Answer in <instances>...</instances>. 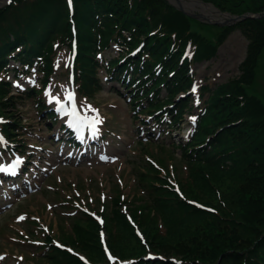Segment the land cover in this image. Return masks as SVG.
<instances>
[{
	"label": "trees",
	"instance_id": "16d2710c",
	"mask_svg": "<svg viewBox=\"0 0 264 264\" xmlns=\"http://www.w3.org/2000/svg\"><path fill=\"white\" fill-rule=\"evenodd\" d=\"M202 1H211L220 11L237 17L261 16L246 18L235 26H208L216 33L208 39L192 28L190 17L165 0H72L71 6L68 0H12L0 8V75L13 72L16 79L36 68L42 84L47 85L55 50L62 45L70 48L76 41L71 74L81 95L91 97L102 89L98 76L103 69L106 80L129 94L134 111L153 116L164 107L169 128L174 129L192 108L188 97L177 96L189 90L193 66L214 58L234 29L248 42L240 75L210 91L213 93L200 109L188 142L176 147L181 160L191 167L189 180L179 182L182 194L174 191L168 175L160 176L148 163L143 173H135L138 188H146L148 205L135 207L132 217L147 228L152 224L148 214L159 216L165 235L160 236L156 228L158 238L152 237V244L164 243L160 245L162 252L176 260L128 256L127 240H136L143 252L144 247L119 211L123 195L117 192L113 199L105 225L108 241L113 250H120L118 257L138 259L133 264H264V104L247 93L255 85L258 68L262 69L264 0H234L232 7L216 0ZM112 45L118 49L117 57L106 62L101 58L100 62L99 56ZM10 60L18 67L10 68ZM11 88L0 78V115L16 105L18 97L10 95ZM163 90L165 99L160 98ZM201 91L209 90L203 87ZM21 94L33 98L37 91L28 89ZM38 104L42 106L40 101ZM49 117L55 121L51 112ZM20 128V121L2 126L3 133L14 139ZM81 212V216L69 219L75 238L68 242L87 257L103 259L99 226ZM173 237L176 243L168 246L165 240ZM50 242L52 238L46 235L49 264H85Z\"/></svg>",
	"mask_w": 264,
	"mask_h": 264
},
{
	"label": "rangeland",
	"instance_id": "374dc122",
	"mask_svg": "<svg viewBox=\"0 0 264 264\" xmlns=\"http://www.w3.org/2000/svg\"><path fill=\"white\" fill-rule=\"evenodd\" d=\"M165 1L176 9V4ZM195 1L210 6L221 15H227L231 19L235 17L233 14L220 11L211 1ZM216 2L226 7L235 6L234 0H216ZM3 4L5 2H0V6ZM192 14L200 17L199 19L191 17L192 28L208 39H213L215 33V30L212 31L208 26L222 28L236 24L209 21L202 17L198 10L191 12L190 15ZM257 16L261 15L257 14ZM247 44L241 31L234 29L218 47L214 58L193 66L197 86L207 85L210 89H214L216 85L238 77L239 66L246 56ZM117 53L118 49L113 45L111 49L103 52L104 55L101 58L106 62L117 57ZM101 58L99 57V61ZM71 63L72 54L69 47L62 45L57 48L53 54V73L43 88L42 83L39 82L41 73L38 70H30L29 74L19 80H14L12 74L0 75L11 83L13 89L11 94L18 97L15 107L8 108L4 115H0V122L14 124L20 121L22 128L19 129L21 136L18 139L26 147V154L18 155L16 150L20 149V143L16 142L14 143L16 146H11L8 142L5 146L9 148L10 155L5 152L2 156L0 152L3 163L19 159V165L23 164L21 169L26 171L22 174L20 171L18 178L13 180L0 176V257H3L0 259V264H49L45 258L48 248L41 242L46 235L52 238L50 244L71 248L72 250H69L90 264H107V262L118 264L129 260L128 257H118L117 253L120 250L115 251L110 247L108 232L105 230L106 218L111 216L113 199L117 192L122 194L124 199L119 203V211L123 212L126 219L129 216V219L133 221L135 226H131L144 247L143 252L136 240L133 239L134 241L130 242L127 240L130 248L128 256H145L147 253H158L157 251L161 250L159 254L166 257V253L162 252L160 246L165 245L164 243L159 244L156 241L152 244V237L158 238L155 237L156 228L160 236L165 235V228L162 226L160 217L153 213L148 214L152 224L149 223L147 228H143L132 217L131 212L135 207L148 205L146 188L145 186L138 188L136 178L139 172L145 171V163L157 169L160 176L168 175L167 179L177 184L180 190V183L189 180L190 165L180 160L179 151L169 145V137L177 143V136H174L173 132L171 136L161 132L157 126V134L161 133V136L157 135L156 141L160 144L161 141H165L167 144L165 147L146 142L147 137L137 138L139 133L137 129L139 126L143 128V125L135 119L138 113H134L125 101L127 93L116 83L106 80L104 70L101 69L98 77L103 84L102 89L91 97L77 95L69 78ZM259 63L262 69L258 68L255 85L247 93L256 96L264 104V56ZM17 67L18 63L10 62V68ZM30 88L42 90L39 96L43 98L42 103L45 107H42L41 113L36 103L37 97L25 99L23 94L20 96L16 91V89L26 91ZM117 90L123 98L116 94ZM68 93L74 94V100L79 105V115L69 114L68 111L72 109L69 102L64 99ZM161 95L164 97V93ZM206 95L207 93L201 98L202 106ZM50 98H59L60 111L57 110L58 105L55 99L49 103ZM45 110L52 111L56 115L54 123L48 117L53 124L46 121ZM195 111L196 107H193L189 117L194 116ZM137 117L144 119V116ZM189 117L186 116L185 120H190ZM97 118L102 122L97 125V132L91 138L84 127V121ZM148 122L151 125L152 121ZM61 125H65V130L67 128L68 131L77 132L72 134L71 139L75 137L76 141L80 138L82 140L77 145L72 159L69 160L64 158L68 157L69 152L65 154L61 149L68 146L70 136L65 130H59ZM188 126V122H181L179 134L183 136L189 129ZM84 146L93 148L86 150V159L82 154ZM137 165L140 166L139 169H136ZM137 171L138 173L135 174ZM224 184L228 185V182L225 181ZM194 202L203 205L197 201ZM82 210L93 217L98 216L97 220L101 226L98 225L99 241L102 237L105 238V248L118 258H115V262L106 261L105 257L103 259L87 257L68 242L69 239L75 238V234L70 230L72 222L69 219L81 216ZM100 217L105 219L104 223ZM165 243L173 246L176 238H167ZM166 258L169 259V257Z\"/></svg>",
	"mask_w": 264,
	"mask_h": 264
},
{
	"label": "bare ground",
	"instance_id": "6f19581e",
	"mask_svg": "<svg viewBox=\"0 0 264 264\" xmlns=\"http://www.w3.org/2000/svg\"><path fill=\"white\" fill-rule=\"evenodd\" d=\"M6 0H2L1 3L5 2ZM172 3L176 4L178 7H180L184 12L191 14V12L198 10L201 13V16L209 21H215L220 24L226 23L231 18L227 15H221L218 12H216L213 8L210 6H206L201 4L199 1L195 0H170ZM193 15V14H192ZM66 114H68L67 111H65Z\"/></svg>",
	"mask_w": 264,
	"mask_h": 264
},
{
	"label": "snow or ice",
	"instance_id": "6c2138e0",
	"mask_svg": "<svg viewBox=\"0 0 264 264\" xmlns=\"http://www.w3.org/2000/svg\"><path fill=\"white\" fill-rule=\"evenodd\" d=\"M68 2H69V6H71V2H72V0H68ZM195 91H196V89H195V87H194V88H193V92H195ZM52 99H55V100H56V104L58 105L57 110L60 111V100H59V98H50L49 103L52 102ZM64 99H65L66 101H68L69 104H71V103L74 101V94H72V93H68V94L64 97ZM197 102H198V101H197ZM101 122H102V121L99 120L98 118L95 120V124H99V123H101ZM93 134H95V132H94ZM0 141H2V138H0ZM21 219H23V217H21ZM106 251H107V249H106ZM0 259H3V257H0ZM109 259L111 260L112 257L109 256Z\"/></svg>",
	"mask_w": 264,
	"mask_h": 264
},
{
	"label": "water",
	"instance_id": "95a60500",
	"mask_svg": "<svg viewBox=\"0 0 264 264\" xmlns=\"http://www.w3.org/2000/svg\"><path fill=\"white\" fill-rule=\"evenodd\" d=\"M178 9L179 10H181L185 15H187V16H190V17H192V18H195V17H199V15H190V14H188V13H186V12H184L180 7H178ZM264 15V14H263ZM248 17H250V18H257L258 16H248ZM248 17H234V18H232L231 20H229L228 22H226V23H230V24H233V23H236V22H239V21H241V20H243V19H245V18H248ZM200 18V17H199ZM198 18V19H199ZM207 23H210V22H208V21H206Z\"/></svg>",
	"mask_w": 264,
	"mask_h": 264
}]
</instances>
